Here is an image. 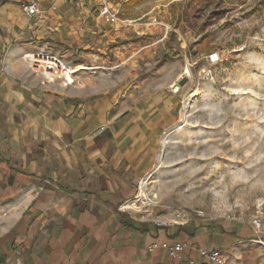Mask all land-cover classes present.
<instances>
[{
    "label": "crops",
    "instance_id": "crops-1",
    "mask_svg": "<svg viewBox=\"0 0 264 264\" xmlns=\"http://www.w3.org/2000/svg\"><path fill=\"white\" fill-rule=\"evenodd\" d=\"M108 1L113 22L98 15L101 0H0V264H202L197 249L242 264L264 241L249 223L160 227L168 219L121 208L153 170L178 100L139 78L164 40L142 22L160 0ZM38 51L108 70L41 86L22 59ZM154 242L186 247L175 260L149 252Z\"/></svg>",
    "mask_w": 264,
    "mask_h": 264
},
{
    "label": "rangeland",
    "instance_id": "rangeland-1",
    "mask_svg": "<svg viewBox=\"0 0 264 264\" xmlns=\"http://www.w3.org/2000/svg\"><path fill=\"white\" fill-rule=\"evenodd\" d=\"M157 5L142 22L160 28L164 40L144 59L139 78L148 88L170 86L177 119L130 209L160 220L182 211L223 225L257 218L264 233V0ZM211 52L220 54L216 65L206 60ZM173 71L178 77L167 85ZM196 91L199 98L185 107ZM253 249L241 255L242 264H264V248Z\"/></svg>",
    "mask_w": 264,
    "mask_h": 264
},
{
    "label": "built area",
    "instance_id": "built-area-1",
    "mask_svg": "<svg viewBox=\"0 0 264 264\" xmlns=\"http://www.w3.org/2000/svg\"><path fill=\"white\" fill-rule=\"evenodd\" d=\"M22 12L32 17L39 14L40 10L35 2H30L22 6ZM98 15L109 22L116 20V14L111 11L108 0H101ZM168 29L169 28L166 27L167 31ZM22 59L31 73L40 79L41 86L58 85L65 88L73 85L75 76L79 72L94 74L98 71L108 70V68L104 66H87L85 64L72 66L60 57L51 55L45 51L24 53ZM206 60L210 65H216L220 62V54L218 52H211L206 56ZM121 208L127 209L125 204ZM188 220L189 218L184 212L177 211L173 213L170 219L157 224L160 227H169L172 225H183ZM250 227L255 234L259 235L262 233L263 225L259 219H253L250 222ZM258 244L264 247V241H259ZM185 247L186 245L184 243L154 242L148 246L147 250L152 252L157 249H163L168 253L171 259L179 260L181 259V254ZM197 252L203 261L202 264H224L222 253L218 249H197ZM189 264H195V262L191 260Z\"/></svg>",
    "mask_w": 264,
    "mask_h": 264
},
{
    "label": "bare ground",
    "instance_id": "bare-ground-1",
    "mask_svg": "<svg viewBox=\"0 0 264 264\" xmlns=\"http://www.w3.org/2000/svg\"><path fill=\"white\" fill-rule=\"evenodd\" d=\"M199 95H200V94H199V91H196V92L194 93V95L189 96V97L186 99L185 103H184L185 107H187V106L190 105L191 100L195 99L196 97L199 98ZM180 130H181V127H180ZM143 186H144V185H143ZM140 194H141V196H142V195L145 196L143 190L141 191ZM137 199H138V198H137ZM134 202H135V201H134ZM130 206H131V203H128V204L125 205L126 208H127V207L130 208Z\"/></svg>",
    "mask_w": 264,
    "mask_h": 264
}]
</instances>
